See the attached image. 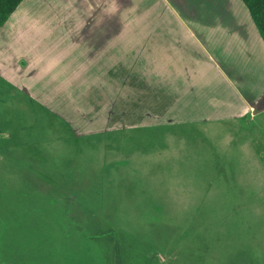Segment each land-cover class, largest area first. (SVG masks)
<instances>
[{
	"label": "rangeland",
	"instance_id": "obj_1",
	"mask_svg": "<svg viewBox=\"0 0 264 264\" xmlns=\"http://www.w3.org/2000/svg\"><path fill=\"white\" fill-rule=\"evenodd\" d=\"M110 1L122 20L195 21L242 51L240 0ZM143 45L98 76L106 91L50 106L0 79V264H264V113L176 107Z\"/></svg>",
	"mask_w": 264,
	"mask_h": 264
},
{
	"label": "crops",
	"instance_id": "obj_2",
	"mask_svg": "<svg viewBox=\"0 0 264 264\" xmlns=\"http://www.w3.org/2000/svg\"><path fill=\"white\" fill-rule=\"evenodd\" d=\"M239 13L242 51L233 58L195 21L122 20L110 0H22L0 26V79L50 106L54 92L106 91L98 76L119 75L121 57L136 59L135 45L143 43L144 72L159 77L160 91L176 107L202 104L214 118L250 121L264 113V41L247 9L240 5ZM210 85L225 97L207 93ZM58 113L74 117L63 107ZM96 113L88 120L104 118L102 107Z\"/></svg>",
	"mask_w": 264,
	"mask_h": 264
},
{
	"label": "trees",
	"instance_id": "obj_3",
	"mask_svg": "<svg viewBox=\"0 0 264 264\" xmlns=\"http://www.w3.org/2000/svg\"><path fill=\"white\" fill-rule=\"evenodd\" d=\"M22 0H0V26L3 25L10 14L16 9ZM246 7L257 31L264 41V0H241ZM114 264H122L117 254Z\"/></svg>",
	"mask_w": 264,
	"mask_h": 264
}]
</instances>
